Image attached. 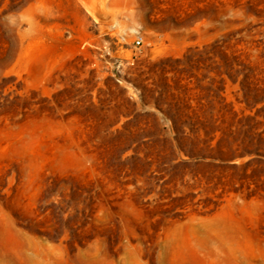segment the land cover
I'll list each match as a JSON object with an SVG mask.
<instances>
[{"label":"rangeland","instance_id":"obj_1","mask_svg":"<svg viewBox=\"0 0 264 264\" xmlns=\"http://www.w3.org/2000/svg\"><path fill=\"white\" fill-rule=\"evenodd\" d=\"M0 264H264V0H0Z\"/></svg>","mask_w":264,"mask_h":264},{"label":"built area","instance_id":"obj_2","mask_svg":"<svg viewBox=\"0 0 264 264\" xmlns=\"http://www.w3.org/2000/svg\"><path fill=\"white\" fill-rule=\"evenodd\" d=\"M142 41V36L141 35H137L135 37V43L139 44Z\"/></svg>","mask_w":264,"mask_h":264}]
</instances>
